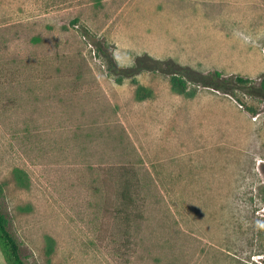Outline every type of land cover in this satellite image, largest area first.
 Listing matches in <instances>:
<instances>
[{"label": "rangeland", "instance_id": "1", "mask_svg": "<svg viewBox=\"0 0 264 264\" xmlns=\"http://www.w3.org/2000/svg\"><path fill=\"white\" fill-rule=\"evenodd\" d=\"M104 53L249 82L187 97L160 71L118 81ZM262 84L264 0H0V210L22 259L264 264Z\"/></svg>", "mask_w": 264, "mask_h": 264}, {"label": "trees", "instance_id": "2", "mask_svg": "<svg viewBox=\"0 0 264 264\" xmlns=\"http://www.w3.org/2000/svg\"><path fill=\"white\" fill-rule=\"evenodd\" d=\"M104 61L107 65V70L116 76L120 81L123 78H134L136 75L144 70L160 71L170 75V84L173 91L179 94H183L187 97L195 96L197 87L209 86L215 89L228 90L233 84H240L246 86L249 79L230 75L224 77L220 72L214 71L204 74L202 72L191 69L187 66L178 64L173 59L160 60L152 58L149 55H138L135 58L134 63L129 67H122L106 53L103 54ZM135 80V79H133ZM192 85V86H191ZM264 90V84H262ZM134 96L137 100H143L152 96V91L140 84H137ZM14 176L18 183L25 187H29V182L26 173L19 168L14 169ZM123 179V186L120 189V198L122 203L126 206L130 204L132 190L128 188V178L126 175ZM48 240V252L53 249V240L51 237H47ZM0 248L5 254V259L10 264H27L20 255L19 243L8 229V223L5 215L0 210Z\"/></svg>", "mask_w": 264, "mask_h": 264}]
</instances>
